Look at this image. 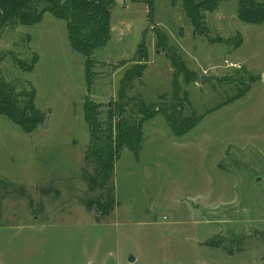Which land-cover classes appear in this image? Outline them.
<instances>
[{
  "label": "rangeland",
  "instance_id": "1",
  "mask_svg": "<svg viewBox=\"0 0 264 264\" xmlns=\"http://www.w3.org/2000/svg\"><path fill=\"white\" fill-rule=\"evenodd\" d=\"M238 2L206 13L201 34L183 0H153L152 17L145 2L113 0L89 91L65 21L45 12L3 28L0 76L35 90L43 120L25 133L0 115V264H264V23L241 21ZM36 57L32 72L18 64ZM136 66L141 77L121 99ZM203 73L213 80L203 85ZM86 96L101 122L139 100L201 118L183 136L162 114L145 123L139 155L124 149L115 164L107 215L94 205L102 190L83 178L93 172Z\"/></svg>",
  "mask_w": 264,
  "mask_h": 264
},
{
  "label": "trees",
  "instance_id": "2",
  "mask_svg": "<svg viewBox=\"0 0 264 264\" xmlns=\"http://www.w3.org/2000/svg\"><path fill=\"white\" fill-rule=\"evenodd\" d=\"M132 1L147 3L148 16H153V0ZM223 1L183 0L184 10L195 33L201 31L200 33L204 34L207 31L205 14L216 11ZM238 3V18L241 21L248 24L264 23V2L239 0ZM112 5L113 0H0V34L9 24L39 23L45 12L65 21L71 48L85 57V77L89 91L93 84L94 55L107 45L112 36ZM36 62L37 57L29 66H22L20 62L18 64L22 69L32 72ZM173 66L177 68V62L173 61ZM142 70V67L136 66L125 74L124 86L119 89L121 99L126 86H130L134 78L139 79ZM12 85L0 76V115H5L25 133H31L43 120L35 102V90L32 89L31 93L15 91ZM24 97H28L27 102L23 101ZM136 108L127 109V104L120 102L108 110L107 119L101 122L100 106L90 96H86L84 101V119L91 134L88 153L93 172H85L83 178L88 181L91 189L102 190L94 205L100 207L98 212L103 215H107L113 208L112 200L107 198V186L114 175L115 164L124 149L139 155L145 138V123L162 114L174 133L183 136L201 121V118L195 115L186 118L181 105L175 104L165 109L154 103L148 104L139 100ZM1 185L0 179V187ZM94 205L88 203L87 207L93 210Z\"/></svg>",
  "mask_w": 264,
  "mask_h": 264
},
{
  "label": "water",
  "instance_id": "3",
  "mask_svg": "<svg viewBox=\"0 0 264 264\" xmlns=\"http://www.w3.org/2000/svg\"><path fill=\"white\" fill-rule=\"evenodd\" d=\"M179 35L181 37L184 36V27L183 26L180 28ZM213 78H214L213 76L206 75L205 73L201 74V76H200L201 83L203 85L206 84V83H210L213 80ZM48 122H49V118L46 117V119H45V121L43 123V126L47 127L48 126ZM134 260H135L134 257L131 256L130 257V261H134Z\"/></svg>",
  "mask_w": 264,
  "mask_h": 264
},
{
  "label": "built area",
  "instance_id": "4",
  "mask_svg": "<svg viewBox=\"0 0 264 264\" xmlns=\"http://www.w3.org/2000/svg\"><path fill=\"white\" fill-rule=\"evenodd\" d=\"M226 66L234 69H240L242 66L239 63H235L229 60H225Z\"/></svg>",
  "mask_w": 264,
  "mask_h": 264
}]
</instances>
